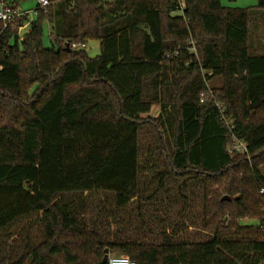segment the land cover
Masks as SVG:
<instances>
[{"label": "trees", "instance_id": "1", "mask_svg": "<svg viewBox=\"0 0 264 264\" xmlns=\"http://www.w3.org/2000/svg\"><path fill=\"white\" fill-rule=\"evenodd\" d=\"M26 19L0 20V264H264V0H50Z\"/></svg>", "mask_w": 264, "mask_h": 264}, {"label": "rangeland", "instance_id": "2", "mask_svg": "<svg viewBox=\"0 0 264 264\" xmlns=\"http://www.w3.org/2000/svg\"><path fill=\"white\" fill-rule=\"evenodd\" d=\"M222 4L224 6H228V7H253L256 6L258 4V0H221ZM20 7L22 10H34L37 7V3L35 0H27L24 1L22 3H20ZM177 14H180V12H178ZM37 17L36 13L31 12L29 14V17H27V19L24 22V28L28 29L30 26V23L35 20ZM254 24H252V29H251V38H250V42L252 44L253 50L255 52H264V22L262 21H258V23L256 24L257 26H254ZM44 45L46 47H53V43L51 42L50 36H49V27L48 25L45 26L44 29ZM193 43V41H192ZM55 44V43H54ZM56 45V44H55ZM76 49H85L87 54L90 57H95L97 55L100 54V40H91L86 47H81L78 46L76 47ZM192 50L194 51V48H192ZM177 54H174V56ZM209 87H212L211 83H208ZM214 86L218 87L222 84V81L218 78H216L213 82ZM159 113V107L158 106H154L152 109L151 114L153 116L158 115ZM241 222L244 225H258L259 224V220L257 219H251V218H246L241 220Z\"/></svg>", "mask_w": 264, "mask_h": 264}, {"label": "built area", "instance_id": "3", "mask_svg": "<svg viewBox=\"0 0 264 264\" xmlns=\"http://www.w3.org/2000/svg\"><path fill=\"white\" fill-rule=\"evenodd\" d=\"M37 7L34 10H22L20 6H14L12 4H6L0 0V20L4 22L5 26L13 24L17 19L24 16L29 17L31 12L39 14L40 11H47L50 5V0H35ZM203 101V100H201ZM219 109V119L227 125L231 130L235 127L234 120L228 118L224 107L221 103H217ZM232 145L229 147V151L233 154L235 151L247 155L249 157V151L246 141L239 139L234 133ZM264 192V189L261 191ZM107 264H136V261L126 255H110L108 257Z\"/></svg>", "mask_w": 264, "mask_h": 264}, {"label": "water", "instance_id": "4", "mask_svg": "<svg viewBox=\"0 0 264 264\" xmlns=\"http://www.w3.org/2000/svg\"><path fill=\"white\" fill-rule=\"evenodd\" d=\"M25 32H26V31L24 30L22 36H24V33H25ZM66 47H67V48L70 47V43H69V42L66 43ZM224 199H230V198L226 196ZM108 257H109V253H108V251H106V254H105L104 259H103V261H104L105 263L108 261Z\"/></svg>", "mask_w": 264, "mask_h": 264}]
</instances>
